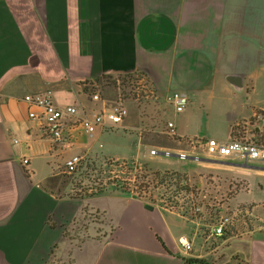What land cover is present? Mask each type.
Instances as JSON below:
<instances>
[{
    "label": "crops",
    "instance_id": "obj_1",
    "mask_svg": "<svg viewBox=\"0 0 264 264\" xmlns=\"http://www.w3.org/2000/svg\"><path fill=\"white\" fill-rule=\"evenodd\" d=\"M125 74L142 75L149 101L92 91L103 77ZM231 76L242 80L239 93ZM46 91L57 105L89 111L119 100L139 106L140 114L128 111L123 124L140 127L142 145L191 153L187 159L198 162L201 178L211 176L223 191L239 184L246 191L231 196L229 207L237 200L252 211L259 201L248 193L264 192V161L210 158L189 141L229 140L234 126L264 112V0H0V264H185L190 258L230 264L240 255L239 264H264V226L257 221L212 238L198 220L116 187L62 191L55 158L83 148L92 134L65 120L63 140L55 142L23 100ZM174 91L187 97L181 112L168 99ZM160 111L186 141H169ZM90 150L78 156L85 159ZM127 160L141 167L138 158ZM181 236L191 241L190 253Z\"/></svg>",
    "mask_w": 264,
    "mask_h": 264
},
{
    "label": "rangeland",
    "instance_id": "obj_2",
    "mask_svg": "<svg viewBox=\"0 0 264 264\" xmlns=\"http://www.w3.org/2000/svg\"><path fill=\"white\" fill-rule=\"evenodd\" d=\"M100 84V88H93L92 91L98 92L101 97L107 99H115V94L120 93L123 100L144 102L149 101L153 96L148 82L143 79L141 74L103 77ZM107 90L110 91V94ZM58 99L63 104L70 101L69 96H59ZM126 108L131 113L140 114L139 106L126 104ZM158 113H161V111ZM159 116L160 121L167 124L170 114L168 116L166 113H161ZM127 125L130 124L124 123L121 126L108 129L103 135L97 131L92 134L90 139H87L86 144H83V148L71 149L69 147L68 154L63 155L60 159L55 158L54 165L56 167L58 165L62 166V173L59 176L61 190L66 189L73 194H90L99 192L100 189L106 187H115L118 184V175L121 171L120 165L127 164L128 168H131L133 164L137 165L136 162L126 161V159L138 158L140 160L138 164L141 166L138 169L143 170V165H146L147 169L153 172H159L154 169L175 171L159 172L160 176L156 179L151 176L143 178L138 183L137 191H142L147 195L144 199L159 201L172 209L180 211L189 218L198 220L200 229L204 232L209 231L208 235H210L213 225L218 223L224 216L232 217V223L226 228L228 234H239L244 231L246 229L245 221L248 222L247 219H250V223L257 221L258 224L264 226V192L248 193L251 195V200L259 201L252 211L253 207L251 205H238L237 200H234L229 207L231 196L241 192L246 194V191L240 188V184L234 190L226 189L223 191L219 187L220 184L213 182L211 176L201 178V175L196 173L198 170L197 161L180 158L176 155L177 152L166 151L158 147L155 148L156 153L152 154L151 148L142 145L140 142L138 135L140 127L138 126V128L135 125L134 128ZM157 140L158 143H161L160 138H157ZM89 147L91 149L90 155L82 159L77 170L73 173L66 172L63 167L66 159L75 154L83 155ZM166 152L169 154H165ZM187 154L190 155L191 153ZM198 155L205 158L203 153ZM262 165L264 166V163ZM139 173L138 170V175ZM186 173H191L192 176H187ZM121 174L123 175V173ZM148 182H150V185L147 191L141 190L142 184H148ZM202 183H204V186ZM52 184L55 185V182H52ZM202 241L203 239L199 236L198 243Z\"/></svg>",
    "mask_w": 264,
    "mask_h": 264
},
{
    "label": "built area",
    "instance_id": "obj_3",
    "mask_svg": "<svg viewBox=\"0 0 264 264\" xmlns=\"http://www.w3.org/2000/svg\"><path fill=\"white\" fill-rule=\"evenodd\" d=\"M93 99L100 100V96L94 94ZM168 99L177 112L183 111L187 105V97L178 91H174ZM23 100L29 106V117L44 123L50 130L55 142L63 140L65 120L74 119L80 123L87 134H93L99 130L121 126L128 115V110L122 100L117 101L110 109L103 111H89L77 104L57 105L51 91L41 94H27ZM166 127V136L176 138L174 124L168 122ZM189 145L193 150L201 148L210 158H235L245 163L264 161V112L257 111L249 120L234 126L229 140L196 138L189 141ZM151 153H156V150L152 149ZM180 154L181 158L189 157L187 153L182 152ZM82 159L78 155L70 157L65 162L66 172H75ZM23 162L27 164L28 159ZM120 169L118 184L115 187L129 195L144 199L147 195L142 191H137L139 176L137 165L128 168L127 164H122ZM231 223L232 217H222L211 228L210 236L222 238L226 233L227 226ZM178 241L186 253L193 250L191 241L185 236H181Z\"/></svg>",
    "mask_w": 264,
    "mask_h": 264
},
{
    "label": "trees",
    "instance_id": "obj_4",
    "mask_svg": "<svg viewBox=\"0 0 264 264\" xmlns=\"http://www.w3.org/2000/svg\"><path fill=\"white\" fill-rule=\"evenodd\" d=\"M169 139V141H174V142H178V141H180V142H182V141H186V140H183V139H180V138H178V137H176V138H168ZM133 166H135L134 164H133ZM130 168V167H129ZM137 168H139L138 166H137ZM143 170H141V169H138L139 171H140V173H139V176H138V183L140 182V181H142L143 180V178H146V177H148V176H151L153 179H156L157 177H159L160 176V173L159 172H153V171H150L149 169H147V167H146V165H143ZM128 173V172H127ZM144 183V182H143ZM149 185H150V182H148V184H142V186H141V190H144V191H147V189H148V187H149ZM100 191H102V189H100ZM243 262L241 261V264H242ZM185 264H213V263H211V262H209V261H207V260H205V259H198V258H190V259H186L185 260ZM246 264V263H245Z\"/></svg>",
    "mask_w": 264,
    "mask_h": 264
},
{
    "label": "water",
    "instance_id": "obj_5",
    "mask_svg": "<svg viewBox=\"0 0 264 264\" xmlns=\"http://www.w3.org/2000/svg\"><path fill=\"white\" fill-rule=\"evenodd\" d=\"M228 81L232 84V86L235 88V90L237 91V93H239V88H241L242 84H241V78L240 77H236V76H231ZM165 154H169L168 152H166ZM177 156L181 157V154H176ZM243 256L240 255L238 258L233 259L230 264H232L234 262V260L236 261L237 264L240 263V259H242Z\"/></svg>",
    "mask_w": 264,
    "mask_h": 264
}]
</instances>
